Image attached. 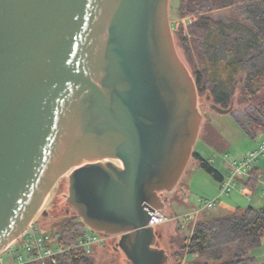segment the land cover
I'll return each mask as SVG.
<instances>
[{
	"label": "water",
	"instance_id": "95a60500",
	"mask_svg": "<svg viewBox=\"0 0 264 264\" xmlns=\"http://www.w3.org/2000/svg\"><path fill=\"white\" fill-rule=\"evenodd\" d=\"M169 8L0 0V256L73 170L67 202L88 229L118 237L131 264L169 263L151 212L164 211L185 174L208 105Z\"/></svg>",
	"mask_w": 264,
	"mask_h": 264
},
{
	"label": "trees",
	"instance_id": "16d2710c",
	"mask_svg": "<svg viewBox=\"0 0 264 264\" xmlns=\"http://www.w3.org/2000/svg\"><path fill=\"white\" fill-rule=\"evenodd\" d=\"M177 1L181 19L191 22L175 30V41L183 52L199 97L210 95L212 103L224 109L238 99L264 115V0ZM223 10H229L230 17L225 21L216 19L213 14ZM199 141L218 154L228 153L227 141L210 121L204 122ZM192 159L216 181L224 180L222 172L196 148ZM258 178V168L254 167L251 177L241 182L253 187ZM79 226L87 229L79 216L57 224L52 233L60 235L58 243L66 250L57 263L45 264H96V251L88 253L80 245L85 234ZM184 228L179 224V231ZM263 243L264 208L250 206L241 215L198 220L191 238L176 253L175 264H183L187 255L192 257L190 264H264L252 255Z\"/></svg>",
	"mask_w": 264,
	"mask_h": 264
},
{
	"label": "rangeland",
	"instance_id": "374dc122",
	"mask_svg": "<svg viewBox=\"0 0 264 264\" xmlns=\"http://www.w3.org/2000/svg\"><path fill=\"white\" fill-rule=\"evenodd\" d=\"M169 14L174 39L177 41L175 30L182 24L187 25L191 21L190 19H181L178 13L177 0H170ZM213 15L216 19L225 21L230 17L231 13L229 10H223L217 11ZM177 51L182 60L186 62L179 46H177ZM198 102L200 104H208L201 106L203 117L201 131L205 121L213 122L224 135L229 145L227 156H224L226 159L240 163L250 154V148H254L257 144L260 145L264 140V115L258 112L254 106L241 104L238 99H235L233 112L222 115L215 113L210 108L207 96L199 97ZM195 148L205 159L212 162L217 169H221V157L216 151L199 140ZM72 171L59 180L41 212L36 217L35 223H33L48 233H52L54 228H57V224L62 220L78 216L77 211L67 202L70 184L69 177ZM238 191V189H235L230 195L233 197ZM216 195H220L221 199L216 202L215 206L211 208L205 207L203 202L210 201ZM168 196V202L163 212L169 221L156 228L163 235L160 240V247L165 249L169 255L168 264L176 263V253L180 252L181 248L187 244V239H190L192 235L193 225L198 220H205L214 216L228 217L236 214L241 215L246 210L244 207L254 206L258 208V205H255V199L252 203H250L251 201L247 202L248 200L245 201V199L242 200L238 205L240 208L237 206L232 209L226 208L223 201L229 198L227 195L221 194L219 182L201 169L199 162L192 158L181 181L174 190L168 192ZM55 204L58 206V209L53 210ZM236 204H238V201ZM68 210L70 211L69 213H67ZM79 219L81 218L79 217ZM179 224L185 225L182 232L178 230ZM79 229L84 231V228L80 226ZM88 230L91 235L99 236V233L93 232L90 229ZM118 240V237L109 236L104 245L98 244L92 247L96 251V264H131L123 251L119 253L115 252L114 245ZM23 254L26 255L24 251ZM252 255L256 256L260 262H264V243L261 248L253 251ZM0 258H2L0 264L1 261L5 264H12L14 256L13 253H8L7 251ZM191 260L192 257L187 255L184 258L183 264H190Z\"/></svg>",
	"mask_w": 264,
	"mask_h": 264
},
{
	"label": "built area",
	"instance_id": "2783aa9c",
	"mask_svg": "<svg viewBox=\"0 0 264 264\" xmlns=\"http://www.w3.org/2000/svg\"><path fill=\"white\" fill-rule=\"evenodd\" d=\"M263 156L264 140L260 143L259 147L250 152L243 161L240 163H233L232 171L221 182V194L230 195L233 190L238 189L245 193L248 200H251V194L242 186L241 180L250 177L252 169ZM203 204L205 207L211 208L215 206V201H206L203 202ZM168 221L169 220L163 211L151 212L149 226L156 229L158 226L165 224ZM83 232L85 236L80 242V245L86 247L88 253H92L93 246L98 244L102 246L109 238V236L100 233L99 236L91 235L88 229H84ZM59 237V234L48 233L37 225L32 224L5 252L8 251V253H13L14 259L12 264H28L33 262H39L42 264L49 262L57 263L59 255L66 250L58 243ZM23 251L26 255L23 254ZM1 259L2 258H0V260ZM1 264L5 263L1 261Z\"/></svg>",
	"mask_w": 264,
	"mask_h": 264
},
{
	"label": "crops",
	"instance_id": "0c3cea01",
	"mask_svg": "<svg viewBox=\"0 0 264 264\" xmlns=\"http://www.w3.org/2000/svg\"><path fill=\"white\" fill-rule=\"evenodd\" d=\"M212 124L213 122L210 121ZM214 125V124H213ZM215 126V125H214ZM216 127V126H215ZM217 128V127H216ZM218 129V128H217ZM219 130V129H218ZM220 131V130H219ZM221 133V131H220ZM222 134V133H221ZM223 135V134H222ZM224 137V135H223ZM225 138V137H224ZM226 140V139H225ZM259 144H257L254 148H250L249 152L255 150L256 148H258ZM248 152V153H249ZM247 153V154H248ZM221 157V161H220V167L221 169H219L222 174L224 175V178H226L230 172L233 169V163L236 162H232L231 160L226 159L224 155L218 154ZM244 157V156H243ZM200 165V164H199ZM256 168H258L259 171V178L256 179V184L252 187V186H244L242 183V186L244 188H246V191H248L251 194V200H248V198L246 197L244 192H241L240 190L238 192L235 193V195L232 197V195L228 196V200L223 201L224 206L228 209H232L233 207L237 206L238 208H240L238 205L239 203L245 199V201L252 203L255 199V205H258V208L256 209H261L264 208V156L261 158V160L258 161V163L255 166ZM189 172V171H188ZM251 174V173H250ZM187 175V174H186ZM251 177V175H250ZM249 178V177H248ZM246 179V178H245ZM219 187L221 188V182H219ZM259 192V194L257 195V193ZM221 199L220 195H216L213 196V198L210 201H215L216 202ZM238 201V204H236V202ZM235 204V205H234ZM244 207V206H243ZM250 207V206H249ZM254 207V206H252ZM248 207H244V209H247ZM255 208V207H254Z\"/></svg>",
	"mask_w": 264,
	"mask_h": 264
},
{
	"label": "flooded vegetation",
	"instance_id": "af4514ba",
	"mask_svg": "<svg viewBox=\"0 0 264 264\" xmlns=\"http://www.w3.org/2000/svg\"><path fill=\"white\" fill-rule=\"evenodd\" d=\"M54 208H53V210H56V209H58V206L55 204L54 206H53ZM70 211L68 210L67 211V213H69ZM157 230V229H156ZM158 231V230H157ZM159 232V231H158ZM160 233V232H159ZM115 238V237H114ZM161 240V239H160ZM159 240V241H160ZM119 242V241H118ZM115 247V252H117V253H119V252H121L122 250L119 248V246H118V243H115V245H114Z\"/></svg>",
	"mask_w": 264,
	"mask_h": 264
}]
</instances>
